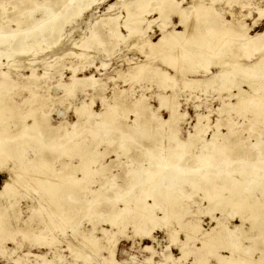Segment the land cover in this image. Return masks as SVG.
I'll use <instances>...</instances> for the list:
<instances>
[{
    "label": "bare ground",
    "instance_id": "bare-ground-1",
    "mask_svg": "<svg viewBox=\"0 0 264 264\" xmlns=\"http://www.w3.org/2000/svg\"><path fill=\"white\" fill-rule=\"evenodd\" d=\"M14 1L15 0H0L1 11L7 10V6H9L10 9V12L6 13L3 17L6 18L4 22H0L2 23L0 24V65L3 66L5 64V66L8 67V70L6 71L0 69V120L4 116V118H11V122L13 123L12 125L3 126L2 123V127H0V171H4L5 165L8 161H10L12 163L11 165H13V172L9 171L10 180H5L2 187L0 188V196L15 198L17 196L16 192H18L17 186H20L17 184H20V181L22 180L24 182V177L29 175L30 169L33 172L41 171L40 173H49L57 178V181L50 180L52 183L42 180L41 178L32 179L34 182H38L41 180L40 182L43 189L45 188L49 191L53 190L51 192L53 198L60 196L63 197V194H69V191L65 189L66 187H62L63 185L61 183H58L62 182L61 180L63 178H69L71 182H79V184L80 182H85L86 180L88 181L89 178L93 176V174H100L102 176H105V179H114L113 177L115 176L107 175V164L98 161L100 157L105 156L110 150L106 152H98L97 150L95 151V146H98L100 142L98 140V137H108L107 135L111 132L113 133L114 131L119 132L120 136L118 135L114 140L113 138L107 139L106 144L112 145L116 143V141H119L118 143H116L115 148H112L115 150L123 145L124 139L122 136L126 133V128L121 118H126V114L128 113V111H130V109H128V111L126 112V109H124L126 108V105L123 106L124 108H122L123 110H125L124 112H126L124 114V112H119L120 110H118V106L125 104L124 100L126 99H123V96L122 100L115 99L113 106L110 105L108 106V108L105 107L104 111L98 113L91 109L92 102L88 103L82 100L75 106L74 109L77 120H74V122L72 123L61 121L58 124L53 125L48 117L49 109L47 107L49 99L56 98L60 99L59 101H62L64 98L63 96H74L76 95L77 89H84L87 86H93L94 91H97V88H95L97 78H95L94 75L78 77L75 74L76 70L73 69V74L68 83L59 82L53 87L56 91H61L63 94L58 95L57 92H55V94L53 95L48 92L45 94H40L38 93L37 89L34 90L29 86H26L27 88H29V98L22 97L21 100L16 101L15 96L17 94H20V91L16 89L18 85L12 80L9 72V69L11 67H22V65H20L21 57H23V55H25L26 53L31 52L34 57L35 55L42 53L45 49L48 50L49 48H58L60 44L59 34L63 29L64 24L71 22L75 25L77 19L81 18L84 12L89 11L92 5L95 4L98 0ZM120 1H122L123 10L125 9V11L127 12V18L125 20L126 22L124 23V28L127 29L128 33L126 35L128 36L122 34L119 28V24L116 22L117 18L119 17H113L110 15L104 17V24L111 25L114 21L116 22V24H114V26L108 27V35L115 41H127L129 38L136 37L135 40H138V43L136 45L140 49L139 52L141 51L145 57L144 60L133 63L131 62V60H129V67L127 70L129 74L128 76H130V78L133 80L138 77H146L149 79V81L158 83V86L163 89H172L171 94H159V96L161 97H159L160 101L158 109H161L163 107L167 108L169 112L168 118H160L156 115V111H152L150 112V116L152 117V119L157 120L161 126L169 124L172 125L173 128H176V126H174V122L178 118L186 115V112H178V104L176 103V101L172 100V98L175 97L174 95L177 93V91L182 87L183 89L187 88L191 91H201L203 89L205 90L213 85V81L218 80L217 86L219 91L229 90L230 88H232V82H236L235 87L237 88V92L230 94L231 97L235 98V101L230 103L223 102V107L232 106L234 108L238 106V109L240 110L248 107L252 109L250 110L253 112L255 119H258V121L264 120V70L262 69V67L264 66V31L257 32L255 34L248 33L250 26L246 25L242 17H238V14L236 15L230 10V14L228 11L227 12L230 16H232V19L226 20L221 13L222 8H218L215 4L216 2H221L224 0H189V2L188 0H160L161 4L154 7H152L151 5L154 0ZM229 1L230 0L225 1L227 2V5ZM184 2H187L190 5L191 9L188 12H185V8L181 5V3ZM240 5L242 8H245L250 7L251 3L247 2ZM114 6L115 4H110L108 9H111ZM252 6L249 9L254 10V12L257 14V18L254 19L253 22L255 23L257 20L264 17V7ZM251 10L247 13V15L244 14L242 16L248 17V15L251 14ZM150 12L158 13L157 18H160L162 20L160 24L162 33L156 41L152 40L149 36H144V32L142 31V25L144 24V21H146L144 20L143 16L145 14H149ZM172 17L178 19L177 23L181 26V29L165 30L168 26V21L169 23L172 21ZM157 18L150 20L147 24L153 22ZM88 30L90 31L89 37L87 36V39L84 40L86 37L83 36L84 39L81 40L80 43L75 42L74 45L79 44L78 46L88 49L92 48L91 44L93 42L91 41H95V43H98L95 32L91 29ZM131 48H133V46ZM53 54L56 53L54 52ZM81 54H84V52L78 53V55ZM253 54L255 56L257 55L254 61H243V58H246L249 55ZM3 58H5L4 60L7 61L6 63H2ZM156 59H158L161 64H165L166 66H170L171 69H174V74H172L167 68L161 67L160 63L157 64ZM180 61H183L184 63L186 62L190 67H184V64L181 65L179 63ZM34 62L35 60L33 62H29V66L27 67L31 70L30 75H27L26 77L28 79H38L33 65ZM212 67L217 68V71H212ZM199 68H203L204 73L210 74V76H204L202 78L195 77L196 74L200 73L198 70ZM237 72L239 73V77L234 80L232 77L235 76ZM186 75H189L190 77H183L181 81L182 87L178 86L175 83L177 77ZM40 77H42V75ZM260 79L262 81V84L261 81H259L260 84L258 83L259 85L255 86L254 82H257ZM241 84H245L248 88L251 89V92L241 88ZM22 87L24 88L25 85H22ZM26 105H29L28 108L22 110V108ZM131 107L132 109L130 112H134V115L136 117L133 124L136 125V127H132L135 131V129L137 128L140 129V125L144 122V120H142V117H145L146 114L149 113V106L144 100L143 95H141L139 98H136L134 101H132ZM120 108L121 107H119V109ZM218 109L222 110V107ZM152 121L151 123H153ZM219 121V119L216 120L215 126H219ZM229 123L230 125L228 129L230 132H232L234 131L232 125L233 121L229 119ZM208 127L209 125L207 115L197 113L196 122L193 125V132H189L186 140L176 139V147H171L172 149L167 148L168 151L166 152L161 151L165 144L163 145L162 143H158L155 147H153L152 150L155 153H159L155 154V157L150 158L149 166L144 169V175L142 178H135V176L133 175L134 177H132V182L134 183H131L129 185L126 184L125 187L115 184V193L119 196L117 201H122L124 206L123 208L116 209L115 204L110 205V207H108L107 215L106 217H104L106 218V221H108L111 225L119 226L120 224L122 225V227H125L126 224L130 222L135 227V229L133 230L135 234L140 232L144 233L145 235L149 234L150 230H145L144 225H147V222L149 221L155 223L152 213L154 209L159 206V203L161 201H166L170 200V198H174V200H171V202L174 201L172 203L174 207H179L183 204L182 201L184 197V189H181L180 187V189H178L175 187L178 182H182V184L183 182L193 184L197 181H204L202 182L204 183V187L206 189V194L204 196H206L209 205L213 207L212 209L214 210L217 208L219 209L226 204L228 198L223 194L224 191L228 192L229 195L231 197L233 196L234 199H240V201L244 202H246L247 200V195L252 196V194H254V189H256L257 191L259 190L261 196L264 197V165H258L259 161L264 164V157L259 158L258 156H256L254 157V159H252L248 155L247 151L236 154V151L233 150V148L235 146H238V142L229 140L225 143L219 142L215 140V135H213L211 140L205 141V143L202 145L203 150L198 155V161L195 167H189L187 172H183L178 168L180 167V165H178L179 161H181L183 156L188 152L187 148L193 146L194 144H196V141L198 142L201 138H203V135L206 134L207 130L209 129ZM250 127H253L252 123H250ZM85 130L92 134L91 138L93 139L94 137V140H90L89 142L85 143V140L81 139V133ZM175 130H177V128ZM175 130L172 129V131H170L171 133H169L168 131L167 132L169 134H172V132H176ZM168 133L166 134L168 135ZM256 144H258V142L253 143L250 146L253 147L256 146ZM124 145L127 146V144ZM27 148H30L32 150L30 154L26 152ZM59 150H61V152H63L64 150H69V158L77 155L79 159L77 164H74V161L71 159H69V161L63 162L60 168L62 169L61 175L60 173H58L59 168L55 169V166H52L53 162L51 161L53 159V155L51 156V154L55 155L57 152H59ZM119 155L118 157H120ZM235 157L240 160H245L246 162L252 160V162L254 163V167L248 171L245 170L244 165H246V162L236 167L231 166V164L236 161ZM55 158L56 160L57 158H59L60 160L62 156L59 155L54 157V159ZM129 160L130 159H128V161ZM92 162L96 163L97 167L93 170H89V163ZM7 170L11 169L7 168ZM76 172L82 173V176L79 178L74 177ZM214 174L216 175L215 178L213 176ZM27 178L28 177H26L25 179L27 180ZM133 178L135 179L133 180ZM207 180H211V182H208L210 183L209 185L206 182ZM176 181L177 183H173ZM135 182L139 186L141 185V183L143 184L138 192L136 190H133V188L131 187L135 185ZM103 186L104 185L100 186V188H103ZM181 186L183 187V185ZM129 192L132 193H130L129 195ZM150 199H152V203L149 202ZM234 199L229 200L232 203H236V200ZM14 200L16 201V199ZM253 200V204L249 203L250 205H246V207L252 209V206H254V209L258 213L263 212L264 201L263 203H261L260 201H257V198H254ZM7 202L8 204L6 205L0 204L1 216L3 212L7 211L9 207L12 208L13 212H17L15 209L16 202L12 200H9ZM41 202H43V200ZM41 202H39V205H36V207L40 206L39 208L42 209V204L44 202ZM48 202L50 203V201ZM87 203L88 206L82 205V210L86 211L87 208H89V211H91V214L94 217H100L101 205L95 202L94 199ZM56 205L57 204L54 205L55 208ZM50 207L51 206L48 205V208ZM165 207L167 208V206ZM52 208L54 209V207ZM50 209L46 210L50 212ZM57 209L62 211L61 213L66 214L68 212V214L71 215L70 213H72V211L76 209V205H74L73 203H68L65 205H61L60 208ZM162 210L165 211L166 209L163 207ZM34 212L36 213V211ZM55 212L54 210L52 211V213ZM7 217L12 216L7 215L5 217V220L4 218L3 220L6 221ZM66 217L67 218H64L68 219L69 216L67 215ZM165 218L169 217L166 216ZM253 218L254 220L252 221ZM253 218L249 219L252 221L250 225L252 228L251 230L259 228L261 229L263 225V219L259 217ZM47 221L49 220L47 219ZM166 222L168 221H165V223ZM7 223L9 222L7 221L3 223L2 221H0V231L2 228H5L4 226H6ZM63 225H65V222ZM235 228L238 227L235 226ZM180 229L185 230V236L187 239L186 241H188V239L190 240L192 238H195L194 236H196L197 240H200L201 246L209 247L210 250L212 249V251L218 249V247L214 249V245L217 244H221L222 248L233 250L234 247L238 248L243 239H253V237L249 233H246V231H240V236L235 235L234 229H229L228 227L226 228L225 224H223L218 219L216 225L207 231H201L199 220H197L196 218H190L189 220H184L183 222H181ZM22 232L23 234L28 233L27 230H24ZM172 232L168 233L174 240V238L177 237V233L179 232L176 230L175 232ZM118 234L119 231L115 232L114 230V232L109 233L107 230H103L105 245H101L100 249L105 248L110 253L109 255L113 256L115 246H117L116 244ZM13 236L14 235H9L3 238L5 240H8L13 238ZM90 239L91 240L87 241H91L92 246L93 243H96L98 241V239L94 238V236L93 239L91 237ZM175 240L177 239L175 238ZM85 242L83 241L84 244ZM77 246L75 245V249ZM212 246L213 248H211ZM241 249V253H244L246 251L244 247ZM77 250L79 251L80 249L77 248ZM0 251L4 253L3 249H1ZM248 252L249 251H247V253ZM247 253L245 255H241L240 253L239 254L245 258L247 257ZM182 255H184V252ZM36 256L37 258H43V256L41 255ZM164 256L166 260L169 259L171 263L175 261L170 252H166ZM218 256H220V260L222 259V264H237V258L235 257L227 259L224 256ZM241 256H239V258ZM249 256L251 257V254ZM202 258L203 256L200 257V260ZM247 259V264H253V260L249 261V259L251 258ZM258 259L262 262L264 261V249L261 250V254ZM40 260L42 262L43 259ZM150 260L151 259H149L148 261ZM176 260L179 261L178 258ZM173 264L177 263L173 262Z\"/></svg>",
    "mask_w": 264,
    "mask_h": 264
},
{
    "label": "rangeland",
    "instance_id": "rangeland-1",
    "mask_svg": "<svg viewBox=\"0 0 264 264\" xmlns=\"http://www.w3.org/2000/svg\"><path fill=\"white\" fill-rule=\"evenodd\" d=\"M225 1L227 0L216 2L215 4L218 8H222L221 13L226 20L232 19V16L229 15L230 11H232L236 15L238 14V17H242L247 26H250L248 33L255 34L257 32L264 31V17L253 23L254 19L257 18V14L254 12V10L249 9L252 5L264 7V0H230L228 5ZM247 2H250L251 6L242 8L240 4ZM110 4H115V6L111 9H108ZM160 4V0H154L151 5L152 7H154ZM181 5L185 8V12H188L191 9L190 5L187 2L181 3ZM121 6L122 1L120 0L96 1V3L92 5L89 11L84 12L82 17L77 19L75 25L71 22L64 24L62 29L63 31L61 30L59 34L60 44L58 48H49L48 50L45 49L42 53H39L34 57L31 52L26 53L25 55H23V57H21L20 65H22V67H11L9 69L12 80L18 85L16 89L20 91V94H17L15 96L16 101L21 100L22 97L29 98V88H27L26 86H29L34 90L37 89L38 93L40 94H45L47 92L52 95L55 94V92H57L58 95L63 94L61 91H56L53 87L59 82L68 83L73 74V69L76 70L75 74L78 77L94 75V77L97 78V82L95 85L97 91H94L93 86H87L84 89H77L76 95L74 96H63L64 98L62 101H59L60 99L56 98L49 99L47 107L49 109L48 117L53 125H56L61 121L72 123L74 122V120H77L74 109L75 106L82 100L88 103L92 102L91 109L98 113L104 111L105 107L108 108V106L110 105L113 106L115 99L122 100L123 96V99H126L124 100L125 104L118 106V110H120L119 112L123 113L125 111L123 110V106L126 105V108H124L126 109V112L128 111V109H130L131 111L132 101L143 95L144 100L149 106V113H147L145 117H142V120H144V122L140 125V129L137 128L135 129V131L134 128L136 127V125L133 124L136 117L134 115V112L128 111V113L126 114V118L124 116L123 119L121 118L126 128V133L122 136L124 139V143L121 146L122 148L120 147L116 150L112 149L115 148L116 143H118L119 141H116V143L112 145L106 144L107 139L113 138L114 140L118 135L120 136L119 132H111L107 135L108 137L104 138H102V136L98 137V140L100 142L98 146H95V151L97 150L98 152H106L110 150L105 156L100 157L98 161L107 164V175L115 176L113 177L114 179H105V176H102L100 174H93V176L90 177L88 181L86 180L85 182H80L79 184V182H71L69 178H63L61 180L62 182L58 183H61L63 185L62 187L65 186V189L69 191V194H63V197H54L55 199L58 198L55 200L52 197L53 195L51 194L53 190L49 191L48 189H43L40 182L41 180L38 182H34L32 179L41 178L42 180L51 182L50 180L57 181V178L49 173H40L41 171L33 172L30 169L29 175L24 177V182L22 180L20 181V184H17L20 186H17L18 190H16L18 192H16L17 196L15 198L0 196V204L6 205L8 204L7 201L9 200L16 202L15 209L17 211L13 212L12 208L9 207L7 211L3 212L4 217L3 214L1 216L0 212V221H2L3 223L7 221L9 222L6 224L7 227L4 226L6 229L2 228L0 231V250L3 249L4 251V253L0 251V264H173V262L177 264H222V259L220 260V256L218 255H221L222 257L224 256L227 259L235 257L237 258V264H247V258H251L249 259V261L253 260V264H264V261L262 262L258 259L261 254V250L264 249V210L263 212L258 213L254 209V206H252V209L246 207V205H250L249 203L253 204L254 198H257V201L263 203L264 197L261 196L260 191H257L256 189H254V194H252L254 198L247 195L246 202L240 201V199H234L233 196L231 197L228 192L224 191L223 194L228 198L226 204L221 208H217L214 210L212 209L213 207L209 205L206 196H204L206 194L204 183H202L204 181H197L193 184L188 182H183L182 184V182H178L175 187L178 189H184V197L182 201L183 204L179 207H174V205L172 204L174 201L171 202V200H174V198H170V200L166 201H161L159 203V206H157L152 213L155 223L149 221L147 222V225H144L145 230H150V233L147 235L141 232L135 234L133 231L135 227L130 222H128L125 227H122V225L120 224L119 226L111 225L108 221H106V218H104L107 215L108 207H110V205L115 204L116 209L123 208L124 206L122 201H117L119 196L115 193V184L125 187L126 184L129 185L131 183H134L132 182V177L135 176V178H142L144 175V169L149 166L150 158L155 157V154L159 153H155L152 150L153 147H155L158 143H162L163 145L165 144L162 148L163 150L161 149V151L166 152L169 148L176 147V141L178 139L186 140L189 132H193V125L196 122L197 113L207 115L209 129L207 130L206 134L203 135V138H201L198 142L196 141V144H194L193 146L187 148L188 152L178 163V165H180V167L178 168L181 171L187 172L189 167H195L198 161V155L203 150L202 145L205 143V141L211 140L213 135H215V140L219 142L225 143L226 141L228 142V140L238 142V146H235L233 148V150L236 151V154L247 151L248 155L252 159H254V157L256 156H258L259 158L264 157V120L258 121V119H255V116L251 111L252 109L248 107L241 110L238 109V106L234 108L232 106L223 107V102L230 103L235 101V98L230 96L231 93L237 92V88L235 87L236 82L234 81L231 84L232 88L229 89L230 91H219L217 86L218 80L213 81V85L208 89H203L201 91H191L187 88L183 89L181 82L183 77L186 78L190 76H178L175 83L182 88L177 91V93L174 95L175 97H173L172 100L176 101V103L178 104V112H186V115L178 118L174 122V126H176L177 130H175L176 128H173V126L169 124L161 126L157 120L152 119V117L150 116V112L152 111H156V115L160 118H168L169 112L167 108L163 107L161 109H158L160 101L159 97H161L159 96V94H171L172 89H163L158 86V83L151 82L146 77H138L133 80L130 78V76H128L129 74L127 70L129 67V60H131V62L133 63L142 61L145 59V57L141 51L139 52L140 49L136 45L138 43V40H135L136 37L129 38L127 41H115L108 35V27L114 26V24H116L117 22L122 34L128 36L126 35L128 31L124 28V23L126 22L125 20L127 18V12L125 11V9L123 10V6ZM6 8L7 10H0L1 19L6 13L10 12L9 6H7ZM250 10L251 14L248 15V17L242 16L244 14L247 15ZM227 11L229 12V14ZM150 13L143 16L144 20L146 21H144V24L142 25V31L144 32V36H149L152 40L156 41L162 33L160 27L162 20L160 18H157L158 13ZM108 15L119 18H117V21H114L113 24L105 25L104 17H107ZM154 18L157 19L147 24ZM1 19L0 22H4L6 18H3L2 20ZM177 22L178 19L172 17V21L170 23L168 21V26L165 30L181 29V26ZM88 29H91L95 32L98 43H95V41H91L93 42V45L91 44L92 48L88 49L78 46L79 44L74 45L75 42L80 43V41L83 40L84 37H86L84 40L87 39V36L89 37L90 31ZM132 46L133 48H131ZM54 52L56 54H53ZM80 52H84V54L78 55V53ZM256 56L254 54L249 55L248 57L243 58V61H254ZM4 59L5 58L2 59V63L7 62ZM34 60L35 62L33 65L38 79H28L26 77L27 75H30L31 70L27 67L29 66V62H33ZM156 63H160L161 67L167 68L172 74H174V69H171L170 66L161 64L158 59H156ZM179 63L181 65L184 64V67H190L186 62L184 63L183 61H180ZM0 67V69H2L3 71L8 70V67H6L5 64L3 66L0 65ZM211 69L214 72L217 71V68L215 67H212ZM262 69L264 70V66L262 67ZM198 70L200 73L196 74L195 77L202 78L204 76H210V74L204 73L203 68H199ZM238 74L239 73L237 72L232 78L235 80L237 77H239ZM41 75L43 78L40 77ZM259 81H261V79L257 82L255 81L254 85L258 86L260 84ZM22 85H25V87L23 88ZM241 88L251 92V89L248 88L245 84H241ZM28 106L29 105L24 106L22 110L28 108ZM128 106H130L131 108ZM119 107L121 108L119 109ZM221 107L222 110H219L218 108ZM126 112H124V114ZM217 119L220 120L218 127L215 126ZM229 119L233 121L232 125L235 132H230L228 129L230 125ZM151 121L153 123H151ZM250 123L253 124V127H250ZM1 124L3 126L12 125L13 123L11 122V118H4L3 116L0 120V127H2ZM172 129L176 132H172V134H169L171 133L170 131H172ZM166 133H168V135ZM232 135L234 136V138ZM91 137L92 134L87 130L81 133V139H84L85 143L89 142L90 140H94V137L93 139ZM257 142L258 144H256V146H250L251 144ZM124 144H127V146ZM31 151L32 150L30 148H27L26 150V152L29 154L31 153ZM64 151L61 152V150H59V152H57L55 155L51 154V156L53 155V159L51 160L53 162L52 166H55V169L59 168L58 173H60V175L62 174V169L60 168L63 162L69 161V159H71L74 161V164H77L79 160L77 155L69 158L70 151ZM59 155L62 156L60 160L59 158H57V160L56 158L54 159V157ZM118 155L120 157H118ZM235 158L236 161L231 164V166L233 167L242 165V163L246 162L245 160H240L237 157ZM128 159L130 160L128 161ZM11 164L12 163L8 161L5 165L4 171H0V188L2 187L5 180H10L9 171L13 170V165ZM258 165L264 164L259 161ZM244 166L245 170L248 171L254 167V163L251 160L249 162H246V165ZM96 167V163H89V170H93ZM7 168L11 170H7ZM76 173L74 177L79 178L82 176V173ZM213 176L214 178L216 177L215 174ZM26 177H28L27 180L25 179ZM135 178H133V180ZM206 182H211V180H207ZM173 183H177V181ZM209 184L210 183H208V185ZM102 185H104L103 188H100V186ZM142 185L143 184L141 183V185L139 186L135 182V185L131 187L133 188V190H136L138 192ZM181 185H183V187ZM130 193L132 192H129L128 194L130 195ZM14 199H16V201ZM93 199L95 202L101 205L100 217H94L91 214V211H89V208H87L86 211L82 210V205L88 206L87 202H90ZM229 199L236 200V203H232ZM42 200L44 203L41 202ZM45 200L47 203L45 202ZM48 201H50V203ZM39 202L43 203L42 205L45 210L43 208L40 209V206H37L39 209L36 207V205H39ZM149 202L152 203V199H150ZM68 203H73L74 205H76V209L72 211V213H70L71 215H69L68 212L66 214L61 213L62 211L57 209L60 208L61 205H65ZM53 204H57L56 208ZM48 205L51 206V209L48 208ZM162 206L166 209L165 211L162 210ZM165 206H167L168 212ZM52 207H54V209ZM46 209H50L51 211L48 212ZM53 210L54 212L55 210L56 212L58 211L57 213L55 212L57 216L55 213H52ZM34 211H36V213ZM7 215H10L12 217H7V220L4 221ZM67 215L69 217L68 219H65L67 218ZM166 216H168L169 218H165ZM2 217L4 218V220ZM253 217H259L263 219V225L261 229L259 228L251 230L252 228L250 225L254 220ZM190 218H196L197 220H199L201 231L210 230L213 226L216 225L218 219L223 224H225L226 228L228 227L229 229H234L235 235L240 236V231H246V233H249L253 237V239H243L238 248L234 247L233 250L222 248L221 244H217L214 245V249L217 247L218 249L212 251V249L210 250L209 247L201 246V242L200 240H197L196 236H194L195 238H192L190 240L188 239V241H186L187 239L185 236V230L180 229V224L184 220H189ZM251 218H253L252 221L249 220ZM47 219L49 221H47ZM59 219H62L63 222ZM165 221H168L166 222L167 224L165 223ZM64 222L65 225H63ZM235 226H237L239 229L235 228ZM24 230H27L28 233L23 234L22 231ZM103 230H107L109 233L114 232V230L115 232L119 231V234L117 236V246H115L113 256L109 255L110 253L105 248L100 249L101 245H105ZM175 230L179 233H177V237H175L177 240H175L174 238V241L172 236H170L168 232H175ZM9 235L14 236L11 239L5 240L4 238ZM93 236L99 241L93 243V246L95 245L94 247L92 246L91 241H87L91 240L90 237L93 239ZM83 241L87 242H85L84 244ZM75 245H78L76 249ZM243 247L246 249V253L247 251H249L246 255L247 257H245L246 259L241 256L243 254H246L244 250V253H241V248ZM77 248H79L80 250L78 251ZM211 248H213V246ZM92 252L94 253V255ZM166 252H170L175 261L171 263L169 259L166 260L164 256ZM183 252L184 255H182ZM250 254L251 257L249 256ZM36 255H41L43 256V258H37ZM183 256L186 257L184 258ZM201 256H203V258L200 260ZM239 256L241 257L239 258ZM57 258L60 260H58ZM177 258L180 262L176 260ZM40 259H43L42 262ZM149 259L151 260L148 261Z\"/></svg>",
    "mask_w": 264,
    "mask_h": 264
}]
</instances>
